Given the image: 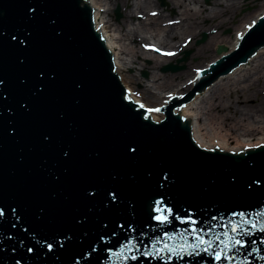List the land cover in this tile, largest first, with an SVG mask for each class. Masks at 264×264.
<instances>
[{
  "label": "water",
  "instance_id": "obj_1",
  "mask_svg": "<svg viewBox=\"0 0 264 264\" xmlns=\"http://www.w3.org/2000/svg\"><path fill=\"white\" fill-rule=\"evenodd\" d=\"M263 46L264 13L154 120L126 97L86 0H0V264H264V143L201 148L175 112ZM157 200L172 209L166 223L154 219ZM240 212L257 227L244 225L231 261L214 259L220 241L212 253L142 255L155 241L194 243L182 236L193 228L205 240L232 235ZM129 240L135 261L111 256Z\"/></svg>",
  "mask_w": 264,
  "mask_h": 264
},
{
  "label": "bare ground",
  "instance_id": "obj_2",
  "mask_svg": "<svg viewBox=\"0 0 264 264\" xmlns=\"http://www.w3.org/2000/svg\"><path fill=\"white\" fill-rule=\"evenodd\" d=\"M86 1L91 8L93 26L100 33L107 50H110L114 71L121 81L128 82L131 94L135 90L130 83L141 82L142 79L123 72L126 68L138 69V65L143 66L136 57L152 61V65L148 67L152 69L150 77L144 81V88L140 92L148 101L145 104L149 106L167 103L173 95L179 98L186 92L187 84L198 80L200 71L236 48L245 31L264 12L263 7L254 16L241 21L233 34L227 37L221 34V30L230 24V17L215 6L206 7L205 10L195 0H168L177 9V16L172 18L160 12L154 0ZM230 1L231 8L236 9L239 6V0ZM117 3L123 10V18L119 24L108 17L112 6ZM136 15L140 19L132 21L131 17ZM205 19L209 20L208 24L203 23ZM203 30L211 33L191 55L198 57L197 63L188 61L186 68L175 74L166 75L154 70L162 64L174 61L182 50L192 46ZM133 38L137 40L136 44L131 43ZM220 44L226 45L227 50L214 55L215 48ZM182 54L184 55V51ZM137 62L138 64H134ZM259 86L264 87V46L255 51L246 62L197 91L191 100L182 103L175 112H179L182 120L189 115L187 124L193 141L199 147L209 150L220 148V151H245L264 143V101L257 107L246 97L239 96L237 102L240 107L233 108L224 103V92L229 89V96H232V92L252 87L256 89ZM237 112L238 115L235 116ZM152 116L156 120L157 116L153 113Z\"/></svg>",
  "mask_w": 264,
  "mask_h": 264
},
{
  "label": "rangeland",
  "instance_id": "obj_3",
  "mask_svg": "<svg viewBox=\"0 0 264 264\" xmlns=\"http://www.w3.org/2000/svg\"><path fill=\"white\" fill-rule=\"evenodd\" d=\"M195 1L197 2L198 5H200V4L203 5V7H205V10H206V7L215 6L217 9H221L222 11H224L223 12L224 15L226 14L227 16L230 17V19H229L230 24L225 26L221 30V34L223 36H227V37L231 36L233 34L235 27H237V25L239 23H241V21L243 22V21L247 20L250 16H254L255 13H257L262 8V7H258V4L256 3L255 0H239L240 1L239 6L236 9L231 8L232 5L230 4V2H231L230 0H228L229 1L228 3H226L225 0H209L208 3L205 0H195ZM154 3L157 6V8H159V11L162 12L164 15H166V17L172 18V17L177 16V9L172 7L168 0H164V2H162V0H154ZM117 8H118L119 13H120L119 17L117 16V13H116ZM108 17L111 18L112 22L119 24L123 18V10H122L121 5L118 3L113 5L111 8V12L108 13ZM139 19H140L139 15L131 17L132 21H137ZM208 22H209L208 19H205L203 21V23H205V24H208ZM202 33H206V39L204 41H201L198 43L197 41L202 38ZM210 33L211 32H208L206 30L201 31L199 33L198 37H196V39L193 41V44L191 47L182 50V52L179 53V55L176 57V59L174 61H170V62H167L165 64H162L161 66L155 68L154 70L158 71L159 73L166 74V75L167 74H175L177 72L183 71L186 68V62L191 61L193 63H197L198 57H191V55L197 46L204 43L208 39ZM131 43L136 44L137 40L133 38L131 40ZM216 50H217V47L215 48V51L213 53L214 55L217 54ZM183 51H189L188 58L186 60H181L178 62L177 60L183 57V54H182ZM136 60L139 61L140 63H142L143 66L138 65V67H139L138 69L131 68V67L126 68V70L123 73L125 75H135V76L141 78L142 81L141 82L139 81V82H136L133 84L130 83L131 88H134V90H135L134 94L130 93V91H129L130 88L127 85L128 82L126 83L124 81H121L122 84L124 85V87L126 88V91H127L126 97L129 99H132L134 102L138 103L139 105L143 104L144 108L146 110L151 109V108H157V107H159L158 105H155V106L146 105L145 101L146 102H148V101L146 99H144L142 97V95L140 94L141 90L144 88V81H147L150 77L152 69H150L148 67H150L152 65V61H150L149 59H142L141 57H136ZM170 63H172L174 65L178 64L180 66V69H177L175 71H172L170 69L164 71L163 67L167 64H170ZM134 64H138V62L134 63ZM229 92H230L229 89L225 90L223 101L225 104H229L233 108L240 107L238 102H237L239 99V96L246 97L249 102L254 103L257 107L262 101H264V87H262V86H259L256 89H254V87H252V88L245 89L242 91L232 92V96H234V97L229 96ZM133 95H135L136 97H134ZM147 113L150 114L151 118H153L152 113L154 115H156L157 116L156 120H160L162 118L161 115L163 116L162 112H151V113H149L147 111ZM236 115H238V112L235 114V116Z\"/></svg>",
  "mask_w": 264,
  "mask_h": 264
},
{
  "label": "snow or ice",
  "instance_id": "obj_4",
  "mask_svg": "<svg viewBox=\"0 0 264 264\" xmlns=\"http://www.w3.org/2000/svg\"><path fill=\"white\" fill-rule=\"evenodd\" d=\"M157 51H159L157 49ZM168 55H172V53H167ZM139 107L143 108L144 105L140 104ZM149 113L151 112H160L161 108H151L147 109ZM146 119L148 118L147 116L145 117ZM155 212L159 213L158 215L154 216V219L160 223H166L169 221V217L172 215V209L169 207H166L163 205L162 200H157L156 201V208L154 209ZM0 215H3L2 210H0ZM233 216H240L242 219L239 221V223H233L231 220L228 221V225H230V232L232 235L229 234V231L226 230L222 234H217L213 239H208L205 240L203 235H200L199 233H202L204 230L203 229H195L193 228L190 233L187 231L182 234L183 238L186 239L187 235H192L196 237V241L191 244H186V245H181L178 248L177 247H170L167 243L164 244V247L156 250V244L159 243V241H155L153 243L152 249L151 250H146L142 253L143 256L145 257H152V256H160V253L163 252L165 249L176 255V256H181L182 253L188 252L189 249H191V252H188V254H192L196 252L197 249H201L204 252H213V244L214 241H220V243L223 245L222 248H219L217 251L213 253L214 259L216 261H222V260H229L231 261L233 259L232 256H230L228 253L230 252L231 249L235 248L237 245L243 247L244 246V241L241 238L242 235L247 234V230L244 229V225L248 223H252L253 228L257 227L255 222L249 221L246 217V214L243 212L240 213H233ZM257 217H262L264 216V210L261 212L256 213ZM177 219H180L177 217ZM215 219V218H214ZM182 222H187L192 225L196 224V221L191 217L188 216L185 220H182ZM222 227H226L222 225ZM260 231L264 232V224H261L259 226ZM213 231L212 228L209 229V233ZM167 235V233L165 234ZM223 237V238H222ZM169 239H174V237L169 236ZM202 245H206V247L201 248ZM49 248H51V245H48ZM133 248L136 249V251H139L138 246L135 244L134 241L129 240L126 244L122 245L119 251L117 252H112L111 256L116 257L117 259H122L123 261H127L129 259L135 261L137 259V256L135 254L128 256L125 255V252H131ZM199 254V253H197ZM171 259V257H169Z\"/></svg>",
  "mask_w": 264,
  "mask_h": 264
},
{
  "label": "flooded vegetation",
  "instance_id": "obj_5",
  "mask_svg": "<svg viewBox=\"0 0 264 264\" xmlns=\"http://www.w3.org/2000/svg\"><path fill=\"white\" fill-rule=\"evenodd\" d=\"M256 3L258 4V7H264V0H255Z\"/></svg>",
  "mask_w": 264,
  "mask_h": 264
}]
</instances>
